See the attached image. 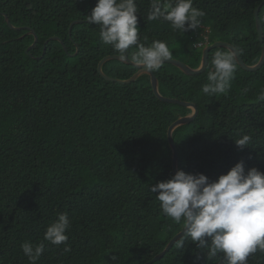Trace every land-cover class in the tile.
<instances>
[{
	"label": "trees",
	"instance_id": "trees-1",
	"mask_svg": "<svg viewBox=\"0 0 264 264\" xmlns=\"http://www.w3.org/2000/svg\"><path fill=\"white\" fill-rule=\"evenodd\" d=\"M262 1L193 0L205 15L199 28L183 33L163 19L149 20L150 0H136L138 43L164 41L172 58L199 67L204 47L222 40L255 65L264 47L255 17ZM96 3L0 0V264H31L25 241L45 245L36 264H145L184 229L163 214L150 186L175 174L168 128L193 108L161 100L149 73L126 84L100 74L101 60L119 54L86 21ZM260 17L264 26V5ZM78 19L84 22L70 31ZM31 30L39 39L28 52L36 39ZM53 36L60 39L46 44ZM137 50L129 48L130 61ZM227 50L213 49L202 74L171 63L155 71L162 95L198 104L197 117L173 136L179 170L210 181L240 161L246 171H264V65L249 71L237 61L225 93L202 92L215 52ZM103 71L127 80L139 67L112 58ZM243 135L250 141L240 148L234 140ZM60 213L70 220L68 252L44 240ZM208 252L184 236L152 264H224L222 253ZM247 264H264V251Z\"/></svg>",
	"mask_w": 264,
	"mask_h": 264
},
{
	"label": "clouds",
	"instance_id": "clouds-1",
	"mask_svg": "<svg viewBox=\"0 0 264 264\" xmlns=\"http://www.w3.org/2000/svg\"><path fill=\"white\" fill-rule=\"evenodd\" d=\"M150 3L149 20L163 19L183 33L199 28L200 18L205 15L193 7V0H175L174 5L163 0ZM137 13L136 0H97L86 17L89 24L100 27V39L119 54L122 62L129 59V48L136 46L138 50L131 55V61L144 71L155 72L171 58L172 52L164 41L154 40L150 46L138 43ZM236 57L232 49L215 52L214 71L208 73V83L202 86L205 95L226 92L234 78ZM259 99L264 100V93ZM234 141L244 148L250 137L243 135ZM150 191L156 194L166 217L176 224L183 222L184 236L198 248L209 249L211 257L222 253L224 264H247L250 255L264 251V171L256 167L246 171L240 161L210 181L205 174L178 170L170 179L151 185ZM70 226L67 214H58V219L46 228L44 240L57 246L64 244V252L70 251L65 234ZM21 249L31 264H36L45 245L25 241Z\"/></svg>",
	"mask_w": 264,
	"mask_h": 264
},
{
	"label": "water",
	"instance_id": "water-1",
	"mask_svg": "<svg viewBox=\"0 0 264 264\" xmlns=\"http://www.w3.org/2000/svg\"><path fill=\"white\" fill-rule=\"evenodd\" d=\"M263 5H264V0L255 9V17H256V22H257V29H258V33H259V39H260V41L262 43H264V26H263L262 19L260 17V11H261V8H262ZM7 21L14 28V26L11 24V21H10L9 18H7ZM82 22H84L83 19H78V20L73 21L71 23V26H70V31H72V28H73V26L75 24L82 23ZM30 32L35 34L36 39H35V42L33 43V45H31L28 48V50H27L28 52L33 47L36 46V44L38 43V39H39L38 35L36 34V32L34 30H31ZM52 39H60V38L57 37V36L50 37L46 41V44ZM219 47H225V48L232 49L233 51H235L237 53L236 59H237L238 63L246 70L256 71V70H259L264 65V47H263V55H262L260 61L257 64H255V65H249V64H247L245 62V60L243 59L239 49L235 45H233L230 42L222 41V40L221 41H217V42H215L213 44H208L207 46L204 47V49H203V58H202L201 65L199 67H192L191 65L185 63L184 61H182L180 59H177V58H172V57L169 60L165 61L164 63L174 64V65L180 67L185 73H187L189 75L202 74V73H204L207 70V68L209 66L211 51L213 49L219 48ZM45 53H46V48H45L44 54ZM112 58H119V55H108V56L104 57L101 60V62L99 63V66H98V70H99L100 74H102V76L105 77L106 79H108L110 81H115V82H119V83H122V84H126V83H131V82L135 81L142 73H149L151 75V78H152L153 90H154L155 94L161 100L169 102V103H174V104H178V105H185V106H189V107L193 108V112L191 114L185 115V116H182V117L178 118L168 128V138H169V142H170V144L172 146V149H173V169H174V173H175L176 171L179 170V167H178L179 156H178V147H177L176 142L174 140L173 133H174V130H175L176 127H178V126H180L182 124H187V123L193 121L197 117V115L199 114V111H200L198 104L196 102H191V101L188 102V101H184V100H180V99H176V98L165 97L159 91L158 79H157V76H156L155 72L144 71L140 66H138L139 67V71L132 78L127 79V80H122V79L115 78V77L107 75L103 71V65H104V63L106 61H108V60H110ZM127 61L128 62H132L129 59ZM184 231H185V229H183L181 232L176 234L172 238V240L169 242V244L166 246V248L161 253H159L156 256H154L152 259L147 261L145 264H152V263L160 260L163 256H165L166 253L171 250V248L174 246V244L177 241H179L182 237H184V235H183Z\"/></svg>",
	"mask_w": 264,
	"mask_h": 264
},
{
	"label": "built area",
	"instance_id": "built-area-1",
	"mask_svg": "<svg viewBox=\"0 0 264 264\" xmlns=\"http://www.w3.org/2000/svg\"><path fill=\"white\" fill-rule=\"evenodd\" d=\"M202 45V43L196 44V46Z\"/></svg>",
	"mask_w": 264,
	"mask_h": 264
}]
</instances>
